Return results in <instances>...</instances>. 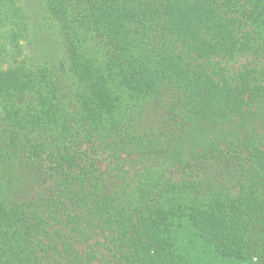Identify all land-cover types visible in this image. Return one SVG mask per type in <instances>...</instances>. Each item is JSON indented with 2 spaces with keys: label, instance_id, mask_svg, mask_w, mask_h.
<instances>
[{
  "label": "trees",
  "instance_id": "obj_1",
  "mask_svg": "<svg viewBox=\"0 0 264 264\" xmlns=\"http://www.w3.org/2000/svg\"><path fill=\"white\" fill-rule=\"evenodd\" d=\"M43 1L74 83L0 61V264H264V0Z\"/></svg>",
  "mask_w": 264,
  "mask_h": 264
},
{
  "label": "rangeland",
  "instance_id": "obj_2",
  "mask_svg": "<svg viewBox=\"0 0 264 264\" xmlns=\"http://www.w3.org/2000/svg\"><path fill=\"white\" fill-rule=\"evenodd\" d=\"M13 11L18 16L16 19L11 18ZM44 11L43 0H0V54L3 50L11 54L14 52V56L10 54L6 59L0 58V61H7L8 64L17 61L25 65L46 63L55 70L64 85L72 89L74 80L67 72L60 28L56 22L47 19ZM7 51L3 52V56L8 54ZM115 93L122 95V100L125 91L116 89ZM168 97L166 93H160L150 102L130 106L122 120L130 122L132 131L152 128L158 122ZM125 106L123 104L120 113ZM29 162L27 156L21 155L0 170L1 201L12 205L32 201L35 184L32 179L35 180L37 171L30 170ZM222 185L223 188L226 186L223 182ZM217 187V190L222 189L219 184Z\"/></svg>",
  "mask_w": 264,
  "mask_h": 264
}]
</instances>
